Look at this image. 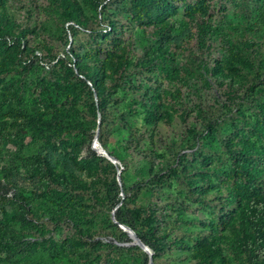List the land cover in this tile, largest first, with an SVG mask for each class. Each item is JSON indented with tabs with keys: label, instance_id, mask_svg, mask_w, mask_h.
<instances>
[{
	"label": "rangeland",
	"instance_id": "1",
	"mask_svg": "<svg viewBox=\"0 0 264 264\" xmlns=\"http://www.w3.org/2000/svg\"><path fill=\"white\" fill-rule=\"evenodd\" d=\"M75 1L86 24L71 30L57 0H0V27L11 26L0 36V182L8 189L0 222L11 238L0 264H148L113 226L123 224L114 215L122 203L134 217L139 206L163 212L161 228L179 236L155 264L201 263L212 235L224 261L212 256L210 264H241L227 201L230 192L251 190L247 163L227 150L264 133V0H156L144 17L130 0ZM175 20L184 23L168 29ZM23 29V52L15 55ZM59 58H66L61 66ZM69 61L96 62L102 86L121 80L101 127H91L88 89L63 77ZM56 78L68 86L62 104L46 101L47 111L37 110L43 81ZM250 85L261 89L252 94ZM58 110L67 114L58 137L48 142L32 133L29 120L58 119ZM76 120L91 128L90 146ZM96 139L115 161L93 147ZM35 153L51 160L56 182L24 166Z\"/></svg>",
	"mask_w": 264,
	"mask_h": 264
},
{
	"label": "trees",
	"instance_id": "2",
	"mask_svg": "<svg viewBox=\"0 0 264 264\" xmlns=\"http://www.w3.org/2000/svg\"><path fill=\"white\" fill-rule=\"evenodd\" d=\"M93 5L97 6L99 3L98 0H91ZM156 0H130V10L134 14H140L142 17L149 15L152 11V8L155 5ZM58 3V16L59 19L68 22L70 29L73 30L75 26L84 27L86 24L85 17L83 16V10L80 4L75 0H57ZM106 7V6H104ZM166 10V7L163 6L162 10ZM72 23V24H71ZM184 22L181 20H175L173 25L168 28L172 29L174 27H181ZM110 27L116 28V21L114 19H109ZM169 27L168 25L166 28ZM212 29V26H209ZM208 29V30H210ZM224 37L230 41V35L223 30ZM7 32H11V26H7L5 29L0 27V36H4ZM26 30L19 31L14 38V53L23 52L22 48V38L25 35ZM254 51H256L253 48ZM66 58H59L57 63L61 66ZM96 62L88 64H80L75 62V65L71 61L68 62V65L64 70L65 74L63 77L71 78L73 80L72 85L75 87L82 86L84 89H88V92L92 95V113L93 120L91 127L94 129L102 126L103 121L105 120V112L108 103L113 100L114 94H116L118 88L121 85L120 78L113 81L107 86H102L100 84L101 77L103 75L102 71L97 69ZM205 71L207 68L205 66ZM204 73V72H203ZM60 76V75H56ZM68 86L65 84V80L61 79H48L43 81L41 91L44 93V96L41 98L43 104L39 103L36 105L37 110H46L48 104L44 103L46 101L51 102L53 106L57 104H62L61 96L64 95L65 90ZM261 87H255V85H250L248 90L251 93H257L260 91ZM78 94H73L77 96ZM44 105V106H43ZM150 106L148 108V111ZM4 103L0 101V115L3 114ZM47 111V110H46ZM100 113V121L97 122V114ZM148 116H145L147 121H150L152 117V112H149ZM61 115L65 118L67 114L63 110H58L56 116L58 119L51 116L50 118L44 117L43 115H36L34 120H29V128L32 130V133L44 137L46 141L52 142L54 137H58L64 129L67 127ZM264 123V120H262ZM24 123L19 125V129L24 128ZM75 126L79 129V132L82 136L86 137L88 140V146H90V141L92 139V133L87 134L91 128H87L83 120H76ZM264 131V125H263ZM261 134V132H256V135ZM249 136L244 145L233 150L232 146H228V152L230 156L234 159V162H244L247 163L244 166V177L246 183L251 190L247 194H235L230 192L228 195V203L230 206H233L230 211L227 212L226 217H231L235 215L234 221L230 224L231 230L234 232L236 238V256L241 261V264H264V133L262 134V140H257V136ZM24 166H28V170L32 173L34 177L38 176L40 179L47 182H56V176L49 160L46 156H41L39 153H35L32 156L28 157V160L24 163ZM109 164V163H108ZM253 165L252 169L249 166ZM38 178V180H40ZM114 188H118L116 183ZM8 189H2V183L0 182V197L5 196ZM3 202V201H2ZM118 200L115 199L113 203H117ZM1 211H4V205H2ZM144 211V214L141 215V212ZM163 213V212H162ZM155 214L154 208L142 206L135 207V217L131 213V209L125 204L117 206L114 211L115 218L118 222L127 224L132 228L137 236L143 241L149 249L152 251V264H155V259L157 256L163 254L166 249H171L176 247L181 243L179 236H169L166 234V231L161 228L162 217L165 214ZM228 220L223 219V223L226 224ZM141 224V228H138V224ZM115 226L119 231L121 236H126L127 232H124L120 226ZM163 233H162V231ZM80 231H82L80 229ZM7 233V224L0 222V251H9L10 249V237L6 238ZM217 235H212V238L207 247L206 256L202 259L201 263L198 264H210L212 262V256H216L221 261H224L222 247L219 243V238ZM121 238V237H120ZM232 238V237H231ZM231 238H228V241H231ZM131 241L130 238H126ZM139 250H142L144 259L149 263V254L144 251L138 244L135 245Z\"/></svg>",
	"mask_w": 264,
	"mask_h": 264
},
{
	"label": "water",
	"instance_id": "3",
	"mask_svg": "<svg viewBox=\"0 0 264 264\" xmlns=\"http://www.w3.org/2000/svg\"><path fill=\"white\" fill-rule=\"evenodd\" d=\"M96 141L97 139L94 141L93 147L99 152L103 153L110 160L115 161V157L109 155L101 146H98ZM121 228H123L127 232V234L132 238L134 243L138 244L144 251L149 254L150 258L148 264H152V251L149 249V247L143 241H141V239L137 236V234L132 228L123 224H121Z\"/></svg>",
	"mask_w": 264,
	"mask_h": 264
}]
</instances>
